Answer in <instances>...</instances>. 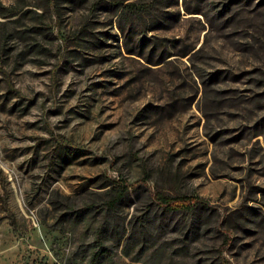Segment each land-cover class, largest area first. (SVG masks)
Instances as JSON below:
<instances>
[{
    "label": "rangeland",
    "instance_id": "1",
    "mask_svg": "<svg viewBox=\"0 0 264 264\" xmlns=\"http://www.w3.org/2000/svg\"><path fill=\"white\" fill-rule=\"evenodd\" d=\"M0 264H264V0H0Z\"/></svg>",
    "mask_w": 264,
    "mask_h": 264
},
{
    "label": "trees",
    "instance_id": "2",
    "mask_svg": "<svg viewBox=\"0 0 264 264\" xmlns=\"http://www.w3.org/2000/svg\"><path fill=\"white\" fill-rule=\"evenodd\" d=\"M130 6H133L130 4ZM129 7V6H128ZM156 201L160 206L170 211L191 210L192 208L204 205V202L197 197H172L163 194H156ZM115 203V202H113ZM97 255L92 258V261L97 260Z\"/></svg>",
    "mask_w": 264,
    "mask_h": 264
}]
</instances>
